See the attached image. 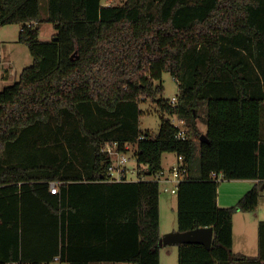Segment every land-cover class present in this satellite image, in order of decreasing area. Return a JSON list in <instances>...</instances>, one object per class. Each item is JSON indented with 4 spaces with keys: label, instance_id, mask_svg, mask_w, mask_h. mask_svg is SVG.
I'll return each instance as SVG.
<instances>
[{
    "label": "trees",
    "instance_id": "obj_1",
    "mask_svg": "<svg viewBox=\"0 0 264 264\" xmlns=\"http://www.w3.org/2000/svg\"><path fill=\"white\" fill-rule=\"evenodd\" d=\"M103 2L0 0V28L20 25L33 57L0 90V264L57 255L70 264H161V187L149 178L166 153L189 166L178 231L214 229L211 249L178 245V264H260L264 222L260 253L250 257L234 252L233 218L257 209L264 186V0ZM45 22L56 30L47 41ZM164 73L178 82L175 105L163 98ZM146 101L177 115L185 138L165 118L159 135L144 133ZM114 143L120 152L133 146L138 180L109 181L103 147ZM214 172L258 183L220 207Z\"/></svg>",
    "mask_w": 264,
    "mask_h": 264
},
{
    "label": "rangeland",
    "instance_id": "obj_2",
    "mask_svg": "<svg viewBox=\"0 0 264 264\" xmlns=\"http://www.w3.org/2000/svg\"><path fill=\"white\" fill-rule=\"evenodd\" d=\"M45 4V3H44ZM103 4L105 5H121L124 4V0H104ZM43 15L45 14V6L42 9ZM17 24L6 25L0 28V39H5L7 42H4V46H8V44L12 43V40H17L19 36V27ZM56 34V30L51 23L45 22L41 25L40 36L42 40L47 41L51 40L53 36ZM53 35V36H52ZM15 44H18L15 43ZM18 45L19 52L22 53L24 58L25 54H30L29 49L26 45L19 42ZM20 48V49H19ZM32 61L28 62V59L25 63H28V66L33 64V57L30 54ZM30 60V58H29ZM24 63V64H25ZM23 65V62L22 64ZM20 74V66L17 68ZM23 71V70H22ZM19 79V78H18ZM163 87L165 88V92L163 94V98L169 102H172L174 98H177L179 94V85L178 82L172 77L170 73H164L161 80ZM159 83V82H158ZM0 90L3 89V83H1ZM5 87V86H4ZM141 111L143 112L140 118V129L146 133L150 132L152 136H157L160 133L162 118L170 120L172 124L180 127H185L177 115H171L169 113L163 112L157 103H153L152 101L142 102L140 105ZM200 128H203L200 124ZM202 131V130H201ZM203 132V131H202ZM199 141V140H198ZM197 151H196V160H195V171L199 169V159H200V149L199 142H197ZM127 157L129 161L127 163V167L129 169V178L131 180L136 179V166L137 160L133 156L132 152L128 153ZM177 161L176 153H166L163 156V164L166 168H169L172 164ZM171 186L170 184L167 185ZM219 193L224 195L225 197H230L233 194H237L244 191V187L242 183H238L237 181H222L219 186ZM238 195V194H237ZM244 195V194H243ZM160 217H161V233L162 235H166L168 233L173 232L175 229H178V198L177 194L172 192L165 191V186L162 184L160 189ZM170 251L169 255H165V251H163L162 262L163 264H178V245H168L166 249ZM104 264H127V263H104Z\"/></svg>",
    "mask_w": 264,
    "mask_h": 264
},
{
    "label": "crops",
    "instance_id": "obj_3",
    "mask_svg": "<svg viewBox=\"0 0 264 264\" xmlns=\"http://www.w3.org/2000/svg\"><path fill=\"white\" fill-rule=\"evenodd\" d=\"M19 27V32L21 31V26ZM41 30V29H40ZM53 36V35H52ZM42 40V37L40 36ZM7 42L5 39H0V84L3 83V87L14 83L18 80L22 70L28 67V63H25L28 59V62L32 61L31 56L28 54L22 56V53L18 50L19 44V36L17 40H12V43L8 44V46H4V42ZM18 44H15L17 43ZM20 49V48H19ZM30 58V60H29ZM23 62V65H21ZM25 63V64H24ZM20 66V74L18 71V67ZM2 87V85H0ZM200 124L203 128H200ZM198 127L203 132L207 131V126L202 121H198ZM164 156V155H163ZM173 165V164H172ZM171 165V166H172ZM170 166V167H171ZM169 167V168H170ZM163 170L167 171L169 168H166L162 161ZM237 181L238 183H242L244 187V191L242 193L233 194L230 197H225L222 193L218 195V205L220 207H230L235 205L239 199L245 194L248 190H250L258 180H232ZM220 190V189H219ZM264 222V186L261 189V195L259 199V205L257 209L253 212H241L238 211L233 218V249L234 252L240 253L250 257H257L260 253V232L259 227L260 223ZM175 229L173 232L177 231ZM163 236V235H162ZM167 246L162 247L160 251L161 264L163 251H165V255H169L170 251L164 250ZM104 264V263H102ZM260 264H264V260H261Z\"/></svg>",
    "mask_w": 264,
    "mask_h": 264
},
{
    "label": "built area",
    "instance_id": "obj_4",
    "mask_svg": "<svg viewBox=\"0 0 264 264\" xmlns=\"http://www.w3.org/2000/svg\"><path fill=\"white\" fill-rule=\"evenodd\" d=\"M30 25H34V23H31ZM177 102V98H174L172 101V104L175 105ZM180 123L184 124L183 121H180ZM179 137L185 138L186 136V130L183 127H180ZM143 139V136L140 138ZM117 143L114 144H107L103 147V151L107 152L109 156L112 159L111 166L108 170V179L109 181H123V180H131L128 176L129 169L127 167V163L129 161V158L127 157L128 153L132 152L134 153V148L131 144H128L126 147V151L120 152L117 149ZM189 173V166L188 163L185 160L184 156L177 155V161L167 170H161L156 175L150 177V180H155L161 185L163 184L165 186V191H170L174 194H177L179 184L187 178V175ZM211 177L217 181H222L224 179L223 173H212ZM138 180V174L136 173V179ZM171 186H167V185ZM51 192L53 194H57L59 192L58 185L55 182L51 183ZM14 264H27V263H14ZM47 264H70L69 262L62 261L61 255H57L53 258V260L50 263Z\"/></svg>",
    "mask_w": 264,
    "mask_h": 264
},
{
    "label": "water",
    "instance_id": "obj_5",
    "mask_svg": "<svg viewBox=\"0 0 264 264\" xmlns=\"http://www.w3.org/2000/svg\"><path fill=\"white\" fill-rule=\"evenodd\" d=\"M200 140L202 142L209 141L206 134H203L200 137ZM213 236V227L197 228L186 232H181L177 230L175 232H171L162 236L159 240L158 246L159 248H162L168 245L197 243L203 244L208 249H211L213 243Z\"/></svg>",
    "mask_w": 264,
    "mask_h": 264
}]
</instances>
